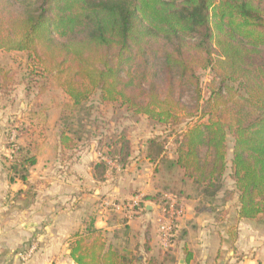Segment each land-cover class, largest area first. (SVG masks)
Here are the masks:
<instances>
[{"label":"trees","instance_id":"obj_1","mask_svg":"<svg viewBox=\"0 0 264 264\" xmlns=\"http://www.w3.org/2000/svg\"><path fill=\"white\" fill-rule=\"evenodd\" d=\"M0 50L26 54L30 78L47 85L54 77L72 109L84 113L81 127L75 118L63 121L59 141L67 152L97 142L116 164L130 161L134 146L126 129L110 141L97 139L94 97L171 129L169 150V138L156 136L142 152L157 163L156 174L162 165L168 173L178 169L183 186L157 182L159 191L145 195L138 210L147 200L162 204L166 193L180 198L190 184L199 212H214L224 190L223 202L238 193L242 218L264 215V0H0ZM205 70L212 78L203 101ZM190 92L194 106L184 100ZM229 137L234 189L224 179ZM16 146L5 167L12 182L27 183L37 157ZM92 166L98 180L111 169L102 158ZM176 229L177 223L170 245ZM96 233L89 227L76 234L71 256L78 264H132L101 234L89 241Z\"/></svg>","mask_w":264,"mask_h":264},{"label":"crops","instance_id":"obj_2","mask_svg":"<svg viewBox=\"0 0 264 264\" xmlns=\"http://www.w3.org/2000/svg\"><path fill=\"white\" fill-rule=\"evenodd\" d=\"M11 107L0 96V264H78L71 256V245L76 234L89 227L97 231L89 241L101 234L132 264H264V215L242 218L238 193L223 202L219 200L223 190L214 212H199V198L189 195L190 184L184 186L179 198L184 214L168 248L157 230L161 203L145 201V210H138L132 219L102 209V199L143 198L159 191L157 163L143 152L131 156L124 167L110 163L105 178L98 180L92 166L100 159L97 145L91 143L65 158L67 151L57 134L53 148L37 156L28 182H12L4 163ZM227 174L225 188L234 189L232 172L229 179ZM33 245L32 256L21 259L19 254Z\"/></svg>","mask_w":264,"mask_h":264},{"label":"rangeland","instance_id":"obj_3","mask_svg":"<svg viewBox=\"0 0 264 264\" xmlns=\"http://www.w3.org/2000/svg\"><path fill=\"white\" fill-rule=\"evenodd\" d=\"M28 68L26 54L23 52H4L0 50V96L5 97L6 104L13 106L11 107L12 118H9L6 125V136L8 129H12L10 138H6L7 143L9 142L12 145V148H9V158L12 157V149L15 147L17 150V144L25 146L36 157L39 154L44 156L49 149L53 148L57 134L60 133L63 127V121L71 122L73 121L72 118H75L74 125L75 128H78L81 127L79 117L85 116L83 112L72 109L68 97L58 87L57 80L54 77L48 81L47 85L43 84L40 76L33 78L34 80L30 78L33 74ZM200 74L203 101H205L209 93L208 83L212 78V72L205 70L201 71ZM41 85L47 87L42 93L39 91ZM195 97L196 94L190 92L184 100L189 105L194 106L196 104ZM89 104L95 105L96 109L91 119L99 125V133H102L97 139L103 138L105 141H110L117 133L126 129L133 146L136 147L132 156L141 155L142 144L149 138L156 136H160L162 139L169 138L170 143L167 144V149L169 150L172 147L171 141L174 136L171 134L170 128L158 125L144 116L132 114L119 106L100 105L98 104V97H94ZM67 117L69 118L67 119ZM19 133H21L20 136H18ZM94 143L98 146L97 142ZM228 147L229 167L227 179H229L232 172L233 141L231 137H229ZM68 153L71 155L70 152H67L63 157L67 158ZM167 153L169 156L172 155L170 151ZM167 169V165H162V172L156 175V183L163 180L166 182L170 179L173 187L180 189L183 183L178 169L171 170L170 173L166 172Z\"/></svg>","mask_w":264,"mask_h":264},{"label":"built area","instance_id":"obj_4","mask_svg":"<svg viewBox=\"0 0 264 264\" xmlns=\"http://www.w3.org/2000/svg\"><path fill=\"white\" fill-rule=\"evenodd\" d=\"M15 151L16 148L14 147L12 149V154ZM99 157L105 159L109 163H113V161L103 156L101 152H99ZM141 200V196H134L126 200L102 199L100 206L102 209H110L116 212H120L127 219H132L140 207ZM183 214L184 209L180 205L179 198L173 194H165V201L161 204V212L157 218V230L159 233L160 241L164 248H168L170 246V237L172 235V231ZM35 248L36 246L33 245L25 252H21L19 256L21 257V259L27 260L32 256Z\"/></svg>","mask_w":264,"mask_h":264}]
</instances>
